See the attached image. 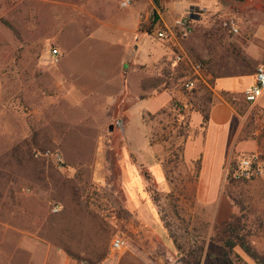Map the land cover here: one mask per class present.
Returning a JSON list of instances; mask_svg holds the SVG:
<instances>
[{"label":"rangeland","instance_id":"rangeland-1","mask_svg":"<svg viewBox=\"0 0 264 264\" xmlns=\"http://www.w3.org/2000/svg\"><path fill=\"white\" fill-rule=\"evenodd\" d=\"M122 1L0 0V264H256L240 242L229 249L228 242L240 238L226 227L236 221L239 236L264 256V176L194 186L181 159L170 166L172 183L162 164L182 144L178 131L191 114L209 112L213 83L185 90L192 74L183 67L169 81L171 95L132 101L128 108L124 99L116 106L117 94L99 92L96 101L106 110L94 120L87 114L92 110L70 101L94 95L71 92L81 84L72 77L85 68L69 58L64 71L62 61L72 52L115 55L120 46L101 45L95 34L131 20L135 8L143 17V35L135 42L148 38L145 49L151 46L154 54L179 42L204 73H214L216 60L247 58L241 41L264 25V0H130L126 8ZM154 11L159 19L149 33ZM181 18L192 27L185 39L174 29ZM157 26L175 31L176 40L157 38ZM169 58L147 66L149 73L171 76ZM173 98L183 113L168 108L151 122L149 115L157 116ZM192 118L194 132L203 118ZM45 152L48 157L36 156ZM115 236L127 242L120 252L111 251Z\"/></svg>","mask_w":264,"mask_h":264},{"label":"crops","instance_id":"crops-1","mask_svg":"<svg viewBox=\"0 0 264 264\" xmlns=\"http://www.w3.org/2000/svg\"><path fill=\"white\" fill-rule=\"evenodd\" d=\"M93 9L97 12L102 11L97 5ZM108 11L120 13L125 10L111 8ZM130 16L131 20L129 21L127 17L120 18L122 21L120 20L121 23L117 27L104 24L105 28L95 34L94 40L101 45L120 46L115 55L109 52L88 54L72 52L66 54L62 61L64 71H67L65 68L68 64H65V61L69 58L79 62L77 66L85 68L80 76L72 77L73 82L77 78L81 84L79 87L72 88L71 92L73 94L76 92L79 94L94 93V95H82V97L73 95L70 97V101L74 106L92 110L87 114L94 120H100L101 118L99 119L98 116H102L100 114L105 113L106 110L96 101L99 92H105L109 96L117 94L113 97L116 106L122 107L123 104L120 103L124 99V108H128L132 101L152 99L162 93L171 95L169 81H172L179 70L183 69V66L179 69L173 68V60L176 55L173 50L177 49V45L180 49L179 53H186L184 47L179 42L171 41L172 48L170 45H164L166 51L162 54H154V49L151 46L149 49H145V45H149L148 38L135 42L139 35H143L139 31L143 18L142 12L132 8ZM97 23L103 24L104 22L98 20ZM93 43L95 42L93 41ZM241 43L246 59L239 62L227 55L230 58L215 61L214 73L209 70L207 74H202L201 82L208 86H210L209 82L213 83L215 101L210 107L209 121L205 129H201V122L199 129L194 130V135L189 137L184 148L186 163L191 164L201 160L199 185L218 180L225 182L229 164L236 155L264 157V94L255 104H249L244 98L245 90L254 82L257 67L264 64V25L257 27L254 37H248ZM172 55L174 56L172 57ZM169 56L173 74L170 76L168 73L163 84L161 83L163 79L158 74L149 73L147 66H154L160 62L162 57ZM207 56L204 53L201 57L207 60ZM89 70H95L96 74H91ZM194 91L196 92L197 89ZM224 94L236 96L234 104L227 101ZM89 99L92 100L91 103L87 102ZM193 113L202 115L196 111ZM192 114L190 120L193 119Z\"/></svg>","mask_w":264,"mask_h":264},{"label":"built area","instance_id":"built-area-1","mask_svg":"<svg viewBox=\"0 0 264 264\" xmlns=\"http://www.w3.org/2000/svg\"><path fill=\"white\" fill-rule=\"evenodd\" d=\"M131 5L130 0H124L121 2L120 6L126 8ZM230 29L237 33L236 25L231 22ZM174 29H177V33L180 35L181 39L188 38L192 32L191 23L188 19L181 18L175 22ZM155 35L160 40H168L170 37L176 40V32L168 27L159 28L157 26ZM52 56L59 61L61 53L59 49L53 48L51 50ZM181 66L188 68L191 71L190 76L187 77L183 83V87L187 91H194L197 88L198 82L202 79V74L204 73V66L201 62L190 58L186 53H179L175 55L173 60V68L179 69ZM264 94V64L257 67L254 74V82L248 87L244 92V98L249 104H255ZM37 157L45 156L48 157L49 153L45 152L43 154L37 153ZM264 176V160L258 155H246L239 159L238 169L236 173V178L240 179H251L252 177ZM24 193H30V190H23ZM55 212L59 211L58 206H54ZM126 240L122 236H115L111 242V251L120 252L126 247Z\"/></svg>","mask_w":264,"mask_h":264},{"label":"trees","instance_id":"trees-1","mask_svg":"<svg viewBox=\"0 0 264 264\" xmlns=\"http://www.w3.org/2000/svg\"><path fill=\"white\" fill-rule=\"evenodd\" d=\"M238 1H244V0H238ZM159 19V15L158 12L154 11L153 13V18H152V26L150 28L149 33L152 32V30L154 29V24L156 23V21H158ZM161 83H165L164 79L162 80ZM202 82H198L199 88L202 89L205 88L204 85L202 86ZM146 85V84H145ZM167 85V84H166ZM166 89V88H164ZM206 89V88H205ZM225 99L227 101H229L230 103L234 104L236 96L231 95V94H224ZM145 97V96H144ZM169 109L172 111H177L179 110V105L178 102L175 100V98H173ZM196 112H200L203 116V121L201 124V129L204 130L208 121H209V112L207 114L204 113V111L202 109H198L196 110ZM165 111L157 114V116H153V115H149V117L151 118V122L157 121L154 120L155 118H157L158 116H160L161 114H164ZM179 113H183V109H180ZM192 134L194 135V132L191 130V120H188L187 123H185V126H182L179 131H178V138H182V144L178 147L177 150H175L174 148H171L167 154V156L163 159L162 164L163 167L166 171V174L169 176L170 178V183L173 182V178H171V174H172V169L170 168L171 165L175 164V162H178V160L181 159V162L184 163V165H186V167L192 171V184H194V186H196L198 184V180H199V176H200V170H201V160H197L195 162H192L191 164H187L185 159H184V148H185V144L187 142V140L189 139L190 136H192ZM163 141H165L163 139ZM173 147V146H172ZM237 169H238V164H236L235 162H232L230 164V167L228 169V174L226 177V180H228L230 183H236L238 182V179L236 178V173H237ZM240 180V179H239ZM149 182H150V177H149ZM237 205H240V203L237 201ZM157 217L159 218V214L156 212ZM160 219V218H159ZM161 220V219H160ZM162 222V221H161ZM237 225H236V221H232L231 223L227 224L226 230L231 234L232 237H237L240 238L238 241L236 240H232L230 242H228V247L231 251H234V249L237 247L238 242H240V246L241 248L244 250V252L250 257L252 258L256 264H264V256L261 255L258 251H256L254 249V247L248 242L247 238L245 235L243 236H239L238 232H240V230L237 229ZM238 235V236H236Z\"/></svg>","mask_w":264,"mask_h":264}]
</instances>
